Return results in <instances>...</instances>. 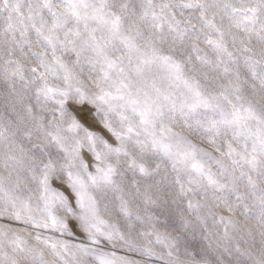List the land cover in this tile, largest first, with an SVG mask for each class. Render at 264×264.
<instances>
[{
  "label": "snow or ice",
  "instance_id": "6c2138e0",
  "mask_svg": "<svg viewBox=\"0 0 264 264\" xmlns=\"http://www.w3.org/2000/svg\"><path fill=\"white\" fill-rule=\"evenodd\" d=\"M0 264H264V0H0Z\"/></svg>",
  "mask_w": 264,
  "mask_h": 264
}]
</instances>
